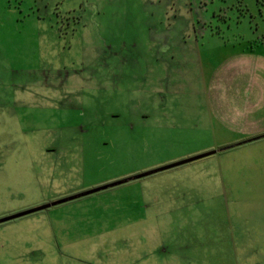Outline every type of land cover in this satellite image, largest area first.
Segmentation results:
<instances>
[{"label": "rangeland", "instance_id": "rangeland-1", "mask_svg": "<svg viewBox=\"0 0 264 264\" xmlns=\"http://www.w3.org/2000/svg\"><path fill=\"white\" fill-rule=\"evenodd\" d=\"M96 186L0 264H264V0H0V216Z\"/></svg>", "mask_w": 264, "mask_h": 264}, {"label": "water", "instance_id": "water-1", "mask_svg": "<svg viewBox=\"0 0 264 264\" xmlns=\"http://www.w3.org/2000/svg\"><path fill=\"white\" fill-rule=\"evenodd\" d=\"M193 157L194 156H188V157L178 159V160L173 161V162L168 163V164H164V165H161V166H158V167H154V168H151V169L142 171V172H138L136 174H133L132 177L139 176V175H142V174H146V173H149V172H152V171H155V170L164 168V167L169 166V165L181 163V162L186 161V160H189V159H191ZM129 177H131V176H128V178ZM98 187H100V186H96V187H93V188H89V189H86V190H83V191H80V192H76V193H73V194H69V195H66V196H63V197L54 199V200H52L50 202L41 203V204H38V205H35V206H31V207L24 208L22 210H19V211L10 213V214H6V215H3V216H0V221H4V220L9 219L11 217H15V216H18V215H21V214H25V213L34 211L36 209L43 208V207H45L47 205H50V204H53V203H56V202H60V201H63V200H67V199L76 197V196H78V195H80L82 193H86V192L92 191V190H94V189H96Z\"/></svg>", "mask_w": 264, "mask_h": 264}, {"label": "trees", "instance_id": "trees-1", "mask_svg": "<svg viewBox=\"0 0 264 264\" xmlns=\"http://www.w3.org/2000/svg\"><path fill=\"white\" fill-rule=\"evenodd\" d=\"M257 137H259V135H257ZM231 145H233V144H229V145L221 146V147H219V148H217V149H223V148L228 147V146H231Z\"/></svg>", "mask_w": 264, "mask_h": 264}]
</instances>
